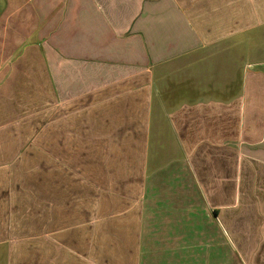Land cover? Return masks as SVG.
Segmentation results:
<instances>
[{
	"label": "crops",
	"instance_id": "crops-1",
	"mask_svg": "<svg viewBox=\"0 0 264 264\" xmlns=\"http://www.w3.org/2000/svg\"><path fill=\"white\" fill-rule=\"evenodd\" d=\"M0 264H264V0H0Z\"/></svg>",
	"mask_w": 264,
	"mask_h": 264
}]
</instances>
